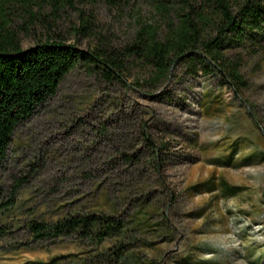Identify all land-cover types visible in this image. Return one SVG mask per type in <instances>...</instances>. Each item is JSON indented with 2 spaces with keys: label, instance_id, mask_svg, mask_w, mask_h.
I'll return each instance as SVG.
<instances>
[{
  "label": "rangeland",
  "instance_id": "374dc122",
  "mask_svg": "<svg viewBox=\"0 0 264 264\" xmlns=\"http://www.w3.org/2000/svg\"><path fill=\"white\" fill-rule=\"evenodd\" d=\"M187 1L73 0L56 16L33 8L35 20L19 4L9 11L23 49L53 38L123 54L142 27L163 39L204 0ZM224 56L240 90L182 61L158 83L134 58L119 79L69 71L0 162V264H264V39ZM89 214L122 229L100 242L28 229Z\"/></svg>",
  "mask_w": 264,
  "mask_h": 264
},
{
  "label": "trees",
  "instance_id": "16d2710c",
  "mask_svg": "<svg viewBox=\"0 0 264 264\" xmlns=\"http://www.w3.org/2000/svg\"><path fill=\"white\" fill-rule=\"evenodd\" d=\"M176 1L188 5L187 0ZM72 2L0 0V162L16 125L55 94L62 78L78 65L112 80L123 74L127 58L145 60L152 67L150 81L158 83L169 78L173 65L182 61L189 66L197 64L207 73L217 71L240 90L245 81L224 51L264 39V0H204L201 9L179 15L178 23H170L163 39L158 38L157 29L142 27L123 54L97 48L84 52L53 38L28 49L21 47L17 33L11 28L12 5L19 4L30 20H35L38 13L33 8L50 7L56 16ZM203 7L209 9V14ZM203 26L213 29L206 39L201 36ZM28 229L34 239L78 233L100 242L120 232L122 223L110 216L89 214L70 216L55 223L31 222Z\"/></svg>",
  "mask_w": 264,
  "mask_h": 264
}]
</instances>
